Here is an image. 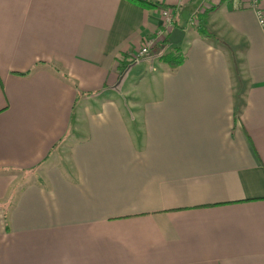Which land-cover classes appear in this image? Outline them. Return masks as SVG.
Segmentation results:
<instances>
[{
    "label": "crops",
    "instance_id": "obj_1",
    "mask_svg": "<svg viewBox=\"0 0 264 264\" xmlns=\"http://www.w3.org/2000/svg\"><path fill=\"white\" fill-rule=\"evenodd\" d=\"M153 1L0 0V264H264V26Z\"/></svg>",
    "mask_w": 264,
    "mask_h": 264
},
{
    "label": "trees",
    "instance_id": "obj_2",
    "mask_svg": "<svg viewBox=\"0 0 264 264\" xmlns=\"http://www.w3.org/2000/svg\"><path fill=\"white\" fill-rule=\"evenodd\" d=\"M132 3H135L137 5H140L142 7L145 8H154V7H158V3L153 1V0H129ZM234 0H219V2L217 4L211 5L207 8H205L203 11L198 12L196 15V18L198 19V25H196V30L206 36V37H210L212 39H214L217 42H224V40H222L221 37H219L218 35L215 34V32L207 25L206 22V16L209 12L215 10L217 8V6H219L220 4L224 3V2H233ZM165 6V5H162ZM168 37H166L163 41L160 42V44H158L159 46H164L167 44L168 42ZM157 45V46H158ZM160 59L168 65L170 71H176L185 61L186 59V54L183 50V48L181 46L174 45L172 46V48H170L167 52L163 53L160 56ZM128 64H125V66H123L121 68V73L124 72V70L127 68ZM92 92H87V94H91ZM238 108H240V106H238ZM237 108V109H238ZM236 114L238 115V111H236ZM51 153V151H50ZM50 153H48L46 155V157H44L43 160H45ZM43 160L41 162H43ZM14 201V198L12 197L7 203L3 204V207H5L4 211H5V219H6V224L9 225V209L12 206ZM1 204V203H0Z\"/></svg>",
    "mask_w": 264,
    "mask_h": 264
},
{
    "label": "built area",
    "instance_id": "obj_3",
    "mask_svg": "<svg viewBox=\"0 0 264 264\" xmlns=\"http://www.w3.org/2000/svg\"><path fill=\"white\" fill-rule=\"evenodd\" d=\"M161 1V0H160ZM176 5L182 4L184 1L187 0H176ZM234 1H240V2H246L248 1V6L251 7L256 11L258 20L262 26H264V0H234ZM219 0H205V3L207 7L217 4ZM161 25L160 27L150 36L145 38V41L143 45L138 49L137 52L132 53V61H138L140 59H143L147 56L150 50L152 48H155L158 44H160L161 41H163L169 31H171L175 27L176 17H175V8L173 6L165 5L161 6ZM198 19L196 16H194L193 21L191 22L194 25H198Z\"/></svg>",
    "mask_w": 264,
    "mask_h": 264
},
{
    "label": "rangeland",
    "instance_id": "obj_4",
    "mask_svg": "<svg viewBox=\"0 0 264 264\" xmlns=\"http://www.w3.org/2000/svg\"><path fill=\"white\" fill-rule=\"evenodd\" d=\"M196 7H197L196 5H191L190 3H188L187 6H182V7L180 6L178 13L176 15L179 23L184 24V25H186V23H187L189 26L194 27V29H195L196 25L192 24L191 22L193 21V18H194L193 17L194 13H192V12L196 9ZM188 21H189V23H188ZM190 29H192V28H190ZM156 47L158 49H159V47L163 48V46H159V45ZM152 49H154V48H152ZM150 52H151V50L149 51V53L147 55H150Z\"/></svg>",
    "mask_w": 264,
    "mask_h": 264
},
{
    "label": "water",
    "instance_id": "obj_5",
    "mask_svg": "<svg viewBox=\"0 0 264 264\" xmlns=\"http://www.w3.org/2000/svg\"><path fill=\"white\" fill-rule=\"evenodd\" d=\"M176 32L183 34L184 31L180 28H176Z\"/></svg>",
    "mask_w": 264,
    "mask_h": 264
}]
</instances>
